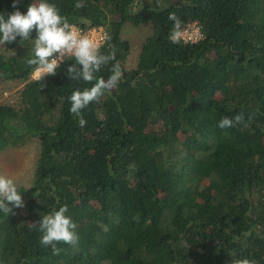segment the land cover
Wrapping results in <instances>:
<instances>
[{"label":"trees","instance_id":"obj_1","mask_svg":"<svg viewBox=\"0 0 264 264\" xmlns=\"http://www.w3.org/2000/svg\"><path fill=\"white\" fill-rule=\"evenodd\" d=\"M47 2L70 24L105 26L100 52L116 60L95 75L116 62L123 75L80 127L69 98L95 81L68 77L75 58L34 78L35 31L0 46V83H24L18 105L0 101V151L40 139L34 178L17 187L24 206L0 211V264H264V0ZM170 13L203 37L172 43ZM128 22L150 26L133 67ZM239 114L246 127H218ZM63 206L78 242L54 255L37 222Z\"/></svg>","mask_w":264,"mask_h":264},{"label":"clouds","instance_id":"obj_2","mask_svg":"<svg viewBox=\"0 0 264 264\" xmlns=\"http://www.w3.org/2000/svg\"><path fill=\"white\" fill-rule=\"evenodd\" d=\"M18 4L19 0H14L12 7L16 10L7 13L6 16L0 15V46L16 42L17 37H20L21 41L29 40L35 31L34 56L27 60V64L37 66L38 71L44 76L54 75L65 56L74 57L75 64L67 69L68 77L72 81L83 80L87 83L95 81L90 88L75 90L69 98L70 112L79 118L80 127L86 126L87 121L82 116V110L92 102H98L105 92L115 89L122 78L119 62L113 65L112 74L107 80L95 75L102 66L116 60L115 49L107 55L102 54L101 45L96 39L89 34L81 33L60 14L54 4L48 3L47 0H34L28 6L26 14L19 10ZM75 7L77 9L84 7L82 0H77ZM168 18L174 22L169 40L172 43H180L184 36L183 22L175 13H170ZM242 123L247 126L243 114H239L234 118L223 117L218 127L226 129ZM23 206L22 195L14 180L0 174V211L15 215L14 210ZM67 212V206H63L42 216L37 222L42 233L41 245L50 246L54 255H58L62 250L57 246L59 243L75 245L78 242L76 232L78 226L70 216L66 215ZM233 264H256V262L241 258L234 259Z\"/></svg>","mask_w":264,"mask_h":264},{"label":"rangeland","instance_id":"obj_3","mask_svg":"<svg viewBox=\"0 0 264 264\" xmlns=\"http://www.w3.org/2000/svg\"><path fill=\"white\" fill-rule=\"evenodd\" d=\"M123 36L131 42V51L126 62L127 67H133L139 56L140 45L150 32L147 23L134 26L126 23L123 28ZM24 85L21 81L6 80L0 83V101L14 105L19 104V90ZM40 154V139L34 138L23 146H9L0 151V174L14 180L17 187L29 185L33 178Z\"/></svg>","mask_w":264,"mask_h":264},{"label":"built area","instance_id":"obj_4","mask_svg":"<svg viewBox=\"0 0 264 264\" xmlns=\"http://www.w3.org/2000/svg\"><path fill=\"white\" fill-rule=\"evenodd\" d=\"M72 25L75 26L81 33L89 34L94 39L98 41L99 44H102L108 37V30L103 25H93V26H82L73 23ZM184 36L182 38L185 42H196L203 37V32L201 30V26L197 21L189 23L187 26L183 28ZM64 59V58H63ZM43 73L38 71V68L34 70L32 76L34 78L39 77Z\"/></svg>","mask_w":264,"mask_h":264}]
</instances>
